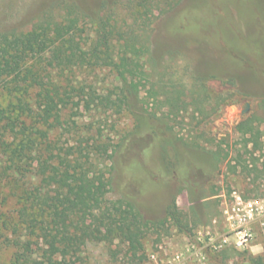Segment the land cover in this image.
I'll use <instances>...</instances> for the list:
<instances>
[{
    "label": "rangeland",
    "instance_id": "obj_1",
    "mask_svg": "<svg viewBox=\"0 0 264 264\" xmlns=\"http://www.w3.org/2000/svg\"><path fill=\"white\" fill-rule=\"evenodd\" d=\"M67 14L78 18L86 41L107 19L120 42L141 49L145 77L133 90L110 67L65 74L93 102L85 108L81 100L70 118L66 109L47 140L54 151L76 145L81 159L88 153L91 167L109 179L105 197L130 202L157 225L144 230L136 249L118 238L88 241L59 264H264V208L246 241L229 224L233 191L264 203V0H0V33ZM5 123L0 114V171L10 165L3 151L14 135ZM251 151L263 172L247 175L236 159L251 160ZM18 160L21 170L0 181V264L23 252V264H47L35 235L2 226L16 215L24 187L39 180L37 151L24 150ZM173 201L180 225L166 218ZM94 220L91 212L84 221Z\"/></svg>",
    "mask_w": 264,
    "mask_h": 264
},
{
    "label": "trees",
    "instance_id": "obj_2",
    "mask_svg": "<svg viewBox=\"0 0 264 264\" xmlns=\"http://www.w3.org/2000/svg\"><path fill=\"white\" fill-rule=\"evenodd\" d=\"M100 22V29L89 41L81 37L78 18L69 14L59 21H40L19 34L0 33V97L5 102L0 114L6 120L4 128L9 124L14 131L11 142L4 143L10 165L1 169L0 181L8 170H21L18 157L24 150H35L40 158L35 174L39 180L34 187H24L16 215L6 216L2 226L10 225L15 232L22 226L25 236L35 235L43 245L47 264H59L58 257L73 258L88 241L118 238L136 249L144 230L157 225L143 220L130 202L105 197L109 179L101 169L91 167L88 153L81 159L82 151L76 145L54 151L47 140L66 109H70V118L81 100L85 108L93 102L91 94L84 97L82 87L62 79L65 74L84 67H110L131 89L142 84L141 49L129 41L120 42L107 19ZM252 154L251 160L242 155L236 159V166L241 165L247 175L253 170L263 172L257 167L259 157ZM260 162L264 168V158ZM185 182L190 183L188 178ZM91 212L95 220L86 223ZM166 218L180 225L175 201L168 206ZM25 243L27 247L28 240ZM24 255H15L9 264H23Z\"/></svg>",
    "mask_w": 264,
    "mask_h": 264
},
{
    "label": "built area",
    "instance_id": "obj_3",
    "mask_svg": "<svg viewBox=\"0 0 264 264\" xmlns=\"http://www.w3.org/2000/svg\"><path fill=\"white\" fill-rule=\"evenodd\" d=\"M232 195L234 198V213L229 220L230 230L235 234H239V236L241 237L240 242H243L248 240L252 236L251 230L249 228V223L255 217L259 209L263 210L264 203L262 204L258 199L243 201L240 195L236 193V191H233ZM210 240L211 244H213L214 239L210 237ZM228 240L229 237L227 236H224L222 238L223 242H227ZM222 246L223 244L221 243L213 245L215 249L221 248Z\"/></svg>",
    "mask_w": 264,
    "mask_h": 264
}]
</instances>
